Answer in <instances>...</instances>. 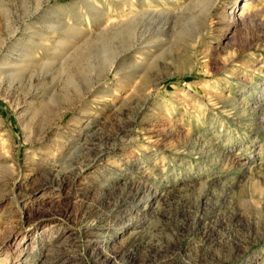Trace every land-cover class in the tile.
Segmentation results:
<instances>
[{
  "label": "rangeland",
  "instance_id": "1",
  "mask_svg": "<svg viewBox=\"0 0 264 264\" xmlns=\"http://www.w3.org/2000/svg\"><path fill=\"white\" fill-rule=\"evenodd\" d=\"M264 0H0V264H264Z\"/></svg>",
  "mask_w": 264,
  "mask_h": 264
},
{
  "label": "bare ground",
  "instance_id": "2",
  "mask_svg": "<svg viewBox=\"0 0 264 264\" xmlns=\"http://www.w3.org/2000/svg\"><path fill=\"white\" fill-rule=\"evenodd\" d=\"M264 98V97H263Z\"/></svg>",
  "mask_w": 264,
  "mask_h": 264
}]
</instances>
